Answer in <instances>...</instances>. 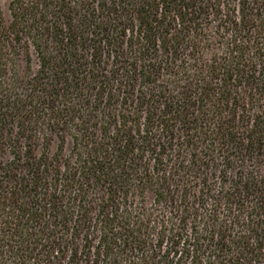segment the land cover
<instances>
[{
	"label": "trees",
	"instance_id": "trees-1",
	"mask_svg": "<svg viewBox=\"0 0 264 264\" xmlns=\"http://www.w3.org/2000/svg\"><path fill=\"white\" fill-rule=\"evenodd\" d=\"M0 9V264H264V0Z\"/></svg>",
	"mask_w": 264,
	"mask_h": 264
},
{
	"label": "rangeland",
	"instance_id": "rangeland-1",
	"mask_svg": "<svg viewBox=\"0 0 264 264\" xmlns=\"http://www.w3.org/2000/svg\"><path fill=\"white\" fill-rule=\"evenodd\" d=\"M10 0H0V9L5 19L9 18L8 3Z\"/></svg>",
	"mask_w": 264,
	"mask_h": 264
}]
</instances>
